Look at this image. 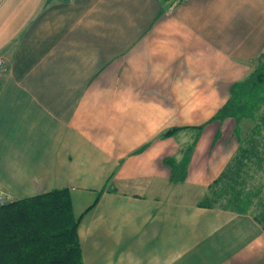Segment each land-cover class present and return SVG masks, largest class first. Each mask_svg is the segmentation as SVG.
<instances>
[{
    "label": "crops",
    "instance_id": "obj_1",
    "mask_svg": "<svg viewBox=\"0 0 264 264\" xmlns=\"http://www.w3.org/2000/svg\"><path fill=\"white\" fill-rule=\"evenodd\" d=\"M263 54L264 0H0V187L68 188L85 264H264L252 213L201 206Z\"/></svg>",
    "mask_w": 264,
    "mask_h": 264
},
{
    "label": "trees",
    "instance_id": "obj_2",
    "mask_svg": "<svg viewBox=\"0 0 264 264\" xmlns=\"http://www.w3.org/2000/svg\"><path fill=\"white\" fill-rule=\"evenodd\" d=\"M263 90L264 54L257 69L247 79L233 84L230 99L211 119L233 118L241 146L223 173L210 185L201 206L250 212L254 197L259 194L244 192L245 168L249 169V164L256 161L254 158L260 167L264 163L259 142L255 140V134L262 133L264 118L255 125L249 144L240 138V124L246 118L256 120L255 111L261 108V103L264 104ZM203 127L199 129L203 130ZM177 130H168L162 137H171ZM173 180L185 181L186 176ZM224 197L226 200L222 202ZM261 201L263 210L255 218L264 226V198ZM82 217L75 215L68 188L14 200L0 207V264H85L79 238Z\"/></svg>",
    "mask_w": 264,
    "mask_h": 264
},
{
    "label": "rangeland",
    "instance_id": "obj_3",
    "mask_svg": "<svg viewBox=\"0 0 264 264\" xmlns=\"http://www.w3.org/2000/svg\"><path fill=\"white\" fill-rule=\"evenodd\" d=\"M264 94V90L262 91ZM256 120H253L251 118L243 119V124L245 122L247 123L246 126H244L243 131V140L247 141L248 144L251 142V136L253 129L257 123L261 122V119L264 118V104L261 103V108L257 109L255 111ZM264 121V120H263ZM255 140L259 142L260 150L262 151V156L264 157V127L262 129V133L260 135L255 134ZM247 144V143H246ZM256 160L254 163L249 164V169L245 168L246 173V189L244 190L245 193L252 192L259 194L258 196L254 197V201L251 204L252 206L249 208L250 213L255 215H260V213L263 210V202L261 199L264 198V163L261 164V167L259 163L257 162V158H254ZM222 202L226 200V197L221 199Z\"/></svg>",
    "mask_w": 264,
    "mask_h": 264
},
{
    "label": "built area",
    "instance_id": "obj_4",
    "mask_svg": "<svg viewBox=\"0 0 264 264\" xmlns=\"http://www.w3.org/2000/svg\"><path fill=\"white\" fill-rule=\"evenodd\" d=\"M9 70V60L6 56L0 55V80ZM14 201L13 198L0 187V207Z\"/></svg>",
    "mask_w": 264,
    "mask_h": 264
}]
</instances>
